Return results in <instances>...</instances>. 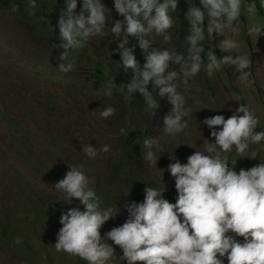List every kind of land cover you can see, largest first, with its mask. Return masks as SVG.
I'll return each mask as SVG.
<instances>
[{
	"label": "clouds",
	"instance_id": "1",
	"mask_svg": "<svg viewBox=\"0 0 264 264\" xmlns=\"http://www.w3.org/2000/svg\"><path fill=\"white\" fill-rule=\"evenodd\" d=\"M187 2L186 54L176 47H152L155 37H162L165 43L172 39L178 0H113L114 9L123 19L112 23L106 22L112 21V16L104 0H63L57 20L60 42L55 48L61 49L57 58L61 72L75 69L74 53L91 38L110 32L120 37L118 68L132 73L130 81L119 90L129 96L142 94L143 111L150 118L160 108L158 97L166 98L171 105L162 117L163 135H146L140 144L142 158L149 165H157L165 138H175L188 127L190 109L179 90L181 84L190 87L189 81L202 68L212 76L224 67L235 66L242 79L248 76L245 70L250 66V57L238 51L239 41L227 33L239 31L242 13L247 16L256 12V0H247L246 11L245 0H199L200 6L194 0ZM28 3L32 8L36 6V0ZM247 32L257 38L264 32V24L250 25ZM214 34L223 37L215 47L225 54L217 56L211 48L204 58L201 54L205 52V41L214 38ZM130 36L145 53L142 66L134 55V47L129 46ZM114 87L110 77L103 85V95L111 97ZM116 111L115 107L106 106L99 115L107 119ZM202 123L210 129L214 142L202 150L196 149L185 163L169 154L174 162L167 165V170L174 178L177 199L170 202L164 197L165 184L160 188L146 185L143 200L126 201L125 221L104 235L100 231L102 225L121 208L117 211L102 207L84 166L70 165L54 187L65 194L64 201L71 204L76 198L78 205L61 210L62 227L55 250L79 257L87 264H111L116 255L108 242L111 240L121 249L120 256L126 264H225V258L227 264H264V158L258 151L250 150L251 145L264 142V128L257 131L260 118L252 107L240 103L227 118L216 114ZM120 131L125 133L126 129ZM81 150L88 158H95L100 152L107 153L110 146L97 148L85 142ZM233 151L237 157L253 159L259 154V163L237 171V158L226 155ZM15 243H20L19 237Z\"/></svg>",
	"mask_w": 264,
	"mask_h": 264
},
{
	"label": "rangeland",
	"instance_id": "2",
	"mask_svg": "<svg viewBox=\"0 0 264 264\" xmlns=\"http://www.w3.org/2000/svg\"><path fill=\"white\" fill-rule=\"evenodd\" d=\"M194 2L200 6L199 0ZM104 4L112 16V21L107 23L123 19L114 9L113 0H104ZM14 5L30 6L28 0H0V220L9 217L26 236L29 248L9 242L0 232V264L84 263L79 257L57 252L54 246L58 230L62 227L59 223L61 210L78 205L76 198L71 204L64 201L65 194L54 187L70 165L84 166L83 170L100 197L102 207L110 206L117 211L121 208L114 218L102 225L100 231L104 235L125 221L127 212L123 205L126 201L137 197L143 200L147 184L141 189V178L135 177L136 170L140 169L158 186L172 183L174 178L167 170V165L174 162L171 154L185 163L196 149L202 150L206 144L214 142L210 129L202 123L205 118L216 114L227 118L242 103L252 107L259 116L257 131L264 128V32L257 38L247 32L250 25L264 24V18L257 10L247 16L242 13L239 31L227 33L239 41L238 51L250 57V66L245 70L248 76L242 79V74L234 70L235 66L224 67L212 76L202 68L189 81L190 87L185 88L181 84L179 90L186 96L190 109L186 118L188 127L177 137L164 139V152L155 166L143 160L141 146L135 139L143 141L146 135H163L162 117L171 107L166 98L158 97L160 108L153 118L143 111V96L139 92L135 93L129 111H124L116 98L103 95L104 84L96 83L90 61L78 60L79 56L99 59L104 70H109V75L123 87L132 73H125L122 67L117 66L120 62V37L106 32L103 36L91 38L84 48L75 52V69L63 73L57 67L61 49L47 46L39 36L31 35L18 17L27 10L14 12L11 10ZM36 5L40 10L36 9L35 17L44 18L57 9V0H36ZM246 7L247 0L244 11ZM188 8L187 0H178L172 39L165 43L162 37H155L152 47H176L177 51L186 54L184 40L189 32V23L185 13ZM53 24L58 33L57 21ZM222 38L214 34V38L209 40L217 56L225 54L215 47ZM128 39L142 66L144 51L134 37ZM148 87L151 91V83ZM106 106L119 110L105 119L99 113ZM121 128L126 132L121 133ZM123 140L129 141L126 154L132 155L133 159H128L120 150ZM85 142L97 148L108 144L110 150L88 158L81 150ZM250 150L258 151L264 158V142L251 145ZM227 155L237 158V171L259 163V154L255 159L237 157L234 151ZM108 242L116 250L111 264H126L120 256L119 246L111 240Z\"/></svg>",
	"mask_w": 264,
	"mask_h": 264
},
{
	"label": "trees",
	"instance_id": "3",
	"mask_svg": "<svg viewBox=\"0 0 264 264\" xmlns=\"http://www.w3.org/2000/svg\"><path fill=\"white\" fill-rule=\"evenodd\" d=\"M14 8H11L12 11L14 12H20L22 9L27 10L26 12L21 13L18 17L20 18L21 22H23L26 26V29L28 32L33 35V36H39L41 40L44 41V43L47 46L50 47H55L56 44L60 42L58 33L54 29V22L58 20V16L60 13V8L63 7V0H57V9L52 11L51 13H48L44 18H36V9H39L37 5L32 8L31 6H26V7H19L14 5ZM79 2L77 6V11H79ZM256 9L259 14L264 18V3H261V0H256ZM40 10V9H39ZM211 49V44L210 41L206 40L205 41V52L202 53V57L206 58V51ZM75 57V53H74ZM87 60L90 61L91 64V71H92V76L94 77L96 83H101L105 84L110 77L109 70H104L103 63L97 58H92L89 59L87 57L79 56L78 60ZM85 60V61H86ZM131 76L129 77L130 81ZM128 81V82H129ZM126 82V83H128ZM125 83V84H126ZM113 84L115 85L114 91L112 94V97L118 101L119 105L124 111H129L130 107L132 106L133 96H129L126 91H120L121 85L116 82V80L113 78ZM119 110V109H117ZM136 144L140 147V144L142 142L141 139L136 138L135 139ZM129 141L123 140L121 141V151L125 153L124 155H127L128 159H133L134 157L132 155L126 154L128 152L127 146L129 145ZM227 155V154H226ZM135 177H140L141 179L139 180L141 189L144 187V185L147 184V186H152V187H163L158 186L151 178H149L147 175H145L140 169L136 170ZM165 191L163 193L164 197L168 199L170 202H174V200L177 198V191L174 187V182L172 183H166L165 184ZM141 198L136 199V201H141ZM11 214L17 215L15 211H10ZM36 213H38V209H36ZM0 232L2 234V237H4L6 240L9 242H14L16 238H20V243L16 245H20L21 248H29V244L27 243L26 236L22 234L19 231V228L16 224H13V222L9 219V217L3 218L0 220ZM242 239V238H240ZM86 261H84L85 264ZM225 264H227V259L225 258Z\"/></svg>",
	"mask_w": 264,
	"mask_h": 264
}]
</instances>
